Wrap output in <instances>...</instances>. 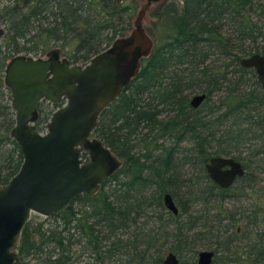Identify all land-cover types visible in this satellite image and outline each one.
Listing matches in <instances>:
<instances>
[{"label": "trees", "instance_id": "obj_1", "mask_svg": "<svg viewBox=\"0 0 264 264\" xmlns=\"http://www.w3.org/2000/svg\"><path fill=\"white\" fill-rule=\"evenodd\" d=\"M135 10V0H0L4 26L0 76L8 60L30 53L56 51L71 64H86L131 29ZM156 15L165 16L163 37L140 60L137 76L103 109L91 132L121 164L97 192L79 195L60 213L30 217L15 247L14 264H73L77 245L89 250L97 264H163L162 239L173 237L180 244L193 229L197 240L218 230L214 218L195 217L187 227L180 218L195 198L202 197L206 204L227 193L228 189L208 179L204 164L211 156L229 155L224 145L234 143L237 148L242 143L246 130L241 125L256 123L250 112L264 103L255 73L239 64L241 53H264L260 44L264 42V0H175L158 8ZM226 26L232 29L228 34ZM246 42L248 47L238 48L241 53L234 51ZM209 48L232 56L230 62L209 65ZM3 86L0 83V187L17 173L23 160L11 136L14 112ZM198 89L207 94L201 107L215 91L224 89V94L200 114V108L188 107L190 93ZM64 101L38 103L34 122L38 131ZM220 127H224L222 133ZM166 136L172 139L169 145L163 142ZM182 142L191 146L180 148ZM213 142L218 150L212 149ZM187 164L192 172L183 178L178 167ZM199 180L206 183L200 192ZM182 186L186 197L178 201V215L166 211L168 224L140 231L136 225L142 216L147 217L145 210L163 209V192L175 199ZM133 225L125 241L121 235ZM242 254L235 252L236 264H256L252 250L250 261L242 259ZM115 255L121 256L119 261H112Z\"/></svg>", "mask_w": 264, "mask_h": 264}, {"label": "water", "instance_id": "obj_2", "mask_svg": "<svg viewBox=\"0 0 264 264\" xmlns=\"http://www.w3.org/2000/svg\"><path fill=\"white\" fill-rule=\"evenodd\" d=\"M145 1L131 35L117 38L84 65L71 64L56 51L46 58L17 55L7 62L4 82L15 112L11 136L23 160L17 173L0 187V264L15 263V247L32 213L49 217L66 210L79 195L97 192L118 168L111 150L90 137L100 113L137 76L141 58L153 47L139 20L160 0ZM3 34L0 20V39ZM240 64L254 68L264 87V54L242 57ZM206 97L205 92L196 93L189 105L197 108ZM61 99L64 104L52 112L45 132L38 131L34 124L38 103ZM87 149L91 156L84 160L81 153ZM205 169L221 188L244 175L242 163L230 156L210 157ZM162 203L172 214L179 213L170 192H163ZM213 255V250L199 251L197 264H211ZM179 261L173 251L163 258V264Z\"/></svg>", "mask_w": 264, "mask_h": 264}, {"label": "rangeland", "instance_id": "obj_3", "mask_svg": "<svg viewBox=\"0 0 264 264\" xmlns=\"http://www.w3.org/2000/svg\"><path fill=\"white\" fill-rule=\"evenodd\" d=\"M4 1V0H3ZM6 1V0H5ZM136 1V10L131 16V29L126 31V33L120 38H127L131 35V30L135 29V21L138 19V14L141 11L142 7L145 5V0H135ZM171 3H175V0H161L160 2L153 3L150 7L144 12L143 17L139 20L140 29L144 35L151 40L152 46L163 37L165 30V16H157L156 11L162 5H170ZM264 20V17H263ZM3 26V24H2ZM4 28V26H3ZM231 28L228 26L224 27L225 34L231 32ZM2 38L0 39V43ZM248 42L241 44L236 47L238 53L239 47L246 48L248 47ZM260 44H264V42H260ZM55 48V47H54ZM59 49V47H56ZM264 47L262 48V50ZM209 57L207 63L213 64L214 66H223L225 62H230L232 56L224 57L220 54V50L216 48H209ZM61 58H66L62 55L61 52H58ZM51 51L46 53H30L29 56L33 57H41L46 58L49 57ZM243 54V55H242ZM241 55L247 56L245 53H241ZM144 58V57H142ZM141 58V59H142ZM9 61V60H8ZM7 61V62H8ZM77 65H84V63H77ZM232 68V66H230ZM230 68V69H231ZM4 71L2 76H0L1 81L3 83V91L9 97V102L11 101L10 92L5 88L4 83ZM252 79L249 80V83H252ZM250 87V86H249ZM5 88V89H4ZM251 88V87H250ZM264 90V89H263ZM200 93V89L197 90ZM196 94V91L190 93V97ZM224 94V89H220L215 91L208 101L207 105L200 108V114H205L209 109L211 104H217L219 99L222 98ZM8 100V98H6ZM59 108V107H58ZM254 108V107H253ZM250 115H253L252 118L255 122H252L250 125L242 124L244 131L242 143L237 146H234V143L231 146H226L225 150L231 156L239 157V160L242 162L244 167V175L238 177L233 184L227 188L228 191L223 197H217L216 200H211L208 203L202 202V197L197 199L195 198L192 202L189 203L188 210L186 213L182 214L181 220L185 221V226L187 227L188 223L193 222L195 217H203L204 218H214L218 225V230L213 231L212 235H207L206 237H202L200 240L194 239L193 235L195 234L196 229L188 232V237L185 242H181L177 244L173 237H168L167 239H162V247L164 249V255L170 250L171 247L178 248L177 251H173L177 254L180 262L184 264H191L196 261L197 254L201 250H213L216 249V256L218 261H227V264H236L233 260L235 257V252L238 255L242 254V259H248L249 252L251 250L254 253L256 258V264H264V103L259 104L255 107L254 110H251ZM259 123V124H258ZM223 130L224 127H220ZM46 124L41 132H45ZM91 140L94 138L91 136ZM172 139L170 137H164L163 142L165 145H169ZM213 146V150H218V145L214 142L211 143ZM191 144L188 142H182L179 147H190ZM221 145L220 148H222ZM90 156L83 157L84 160H87ZM117 165L121 164V160L116 157ZM178 170L182 174L183 178L189 176L192 172L191 165L187 164L181 167H178ZM202 175L199 174V179H201ZM206 187V183L204 181L199 180L197 183L198 192L202 191L203 187ZM113 187V186H111ZM183 187V186H182ZM108 188V187H106ZM186 187L178 190V197H175V200L178 204V201H184ZM179 205V204H178ZM146 216H142L137 221V225L139 226L140 231L147 232L151 228H160L168 224L166 209L160 208L157 206H151L146 209ZM222 212V213H221ZM40 216L38 214L32 213L30 217ZM43 217V216H40ZM44 218V217H43ZM147 221V222H146ZM198 221V220H197ZM201 219L198 221L200 222ZM197 225V224H196ZM169 228L173 225L170 223ZM135 226L133 225L121 237L125 240L132 233ZM236 230L238 235H235L234 231ZM134 233V232H133ZM126 241V240H125ZM219 244V249H217V244ZM77 253L75 257H77L76 262L73 264H97L93 258V255L89 250H81L79 245L76 247ZM127 250V249H125ZM218 250V251H217ZM227 250V253H225ZM256 254V255H255ZM229 255V256H228ZM120 255H115L112 257V261H119ZM123 257V256H122ZM28 260V259H26ZM108 261V260H106ZM111 261V260H110ZM246 261H250L249 259ZM252 261V260H251ZM33 263L34 261H28Z\"/></svg>", "mask_w": 264, "mask_h": 264}, {"label": "flooded vegetation", "instance_id": "obj_4", "mask_svg": "<svg viewBox=\"0 0 264 264\" xmlns=\"http://www.w3.org/2000/svg\"><path fill=\"white\" fill-rule=\"evenodd\" d=\"M161 1V0H160ZM159 1V2H160ZM163 6V5H162ZM161 6V7H162ZM260 54H262V53H260ZM264 54V53H263ZM248 56V55H247ZM245 57V56H244ZM241 60V59H240ZM240 60H239V64H240ZM139 65H140V62H139ZM241 65V64H240ZM242 66V65H241ZM6 67V66H5ZM243 67V66H242ZM245 68H247V67H245ZM250 69H252L253 70V72L255 73V70H254V68H250ZM139 73V72H138ZM4 74H5V70H4ZM255 75H256V73H255ZM136 77V76H135ZM3 78H4V76H3ZM256 78H257V76H256ZM133 79V78H132ZM258 80V79H257ZM259 82V81H258ZM5 83V82H4ZM260 83V82H259ZM260 85H261V88L262 89H264V87H263V85L260 83ZM5 87H6V85H5ZM7 88V87H6ZM8 90V89H7ZM9 91V90H8ZM119 96V95H118ZM117 96V97H118ZM116 97V98H117ZM115 98V99H116ZM114 99V100H115ZM190 99H191V97H190ZM190 99H189V101H190ZM206 99H207V97H206ZM206 99L197 107V108H193V107H191L190 105H189V101H188V107L189 108H191V109H199V108H201V106L203 105V103L206 101ZM113 100V101H114ZM111 103V102H110ZM10 105H11V101H10ZM12 108V107H11ZM13 110V109H12ZM13 112H14V110H13ZM14 116H15V112H14ZM85 154L86 153V156L88 155V156H91V152L87 149V150H83L82 151V153H81V157L83 158V156H82V154ZM223 156H226V155H223ZM227 156H230V157H232L231 155H227ZM212 157V156H211ZM232 158H234V157H232ZM235 159V158H234ZM208 160H209V158H208ZM208 160L205 162V164L208 162ZM236 160H238V159H236ZM241 162V161H240ZM242 163V162H241ZM205 164H204V169H205ZM205 172H206V169H205ZM206 174H207V172H206ZM208 176V175H207ZM208 179L214 184V185H216L209 177H208ZM218 188H221V187H219L218 185H216ZM230 187V186H229ZM228 187V188H229ZM221 189H227V188H221ZM175 200V199H174ZM176 202V201H175ZM177 204V203H176ZM165 208V207H164ZM167 210V209H166ZM168 211V210H167ZM170 212V211H169ZM174 215V214H173ZM178 215V214H177ZM177 215H174L175 217L177 216ZM208 250V249H207ZM169 251H171V250H169ZM168 251V252H169ZM165 256V255H164ZM197 256H198V254H197ZM215 257H216V253L214 252V255H213V257H212V261H211V264H218V263H220V264H222V261H216V259H215ZM164 258V257H163ZM162 261H163V259H162ZM179 264H181V262L179 261ZM193 264H197V258H196V261H194V263Z\"/></svg>", "mask_w": 264, "mask_h": 264}]
</instances>
